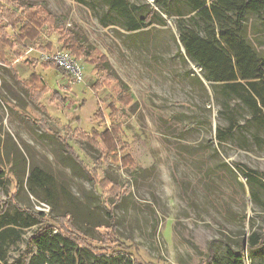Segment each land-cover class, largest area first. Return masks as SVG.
Segmentation results:
<instances>
[{
  "label": "rangeland",
  "instance_id": "obj_1",
  "mask_svg": "<svg viewBox=\"0 0 264 264\" xmlns=\"http://www.w3.org/2000/svg\"><path fill=\"white\" fill-rule=\"evenodd\" d=\"M26 1L61 18L65 29H81L95 49L94 57L106 58L109 67L102 71L80 57L84 75L77 82L25 63L40 64L43 53L37 48L48 42L53 52H61L55 36H43L36 47L26 42L5 48L8 59L13 53L21 56L12 68L21 81L37 73L50 88L46 93L35 87L27 90L0 62V166L8 174L24 178L29 170L41 168L52 175L56 213L72 211L78 229L87 231L85 222L93 229L87 231L93 239L86 240L88 244L109 251L121 250V244L140 264H200L212 240L221 247L226 237L236 239L253 226L264 229V193L259 203L253 201L241 172L249 168L264 174V149L219 146L214 140L217 126L225 122L210 85L196 80L201 70L183 60L171 19L166 27L153 25L132 34L95 0ZM255 23H249L248 39L264 55V31ZM18 30L8 32L13 36ZM118 81L134 101L125 115L111 119L107 106L121 90ZM95 82L109 84L93 90ZM113 120L117 132L111 129ZM34 122L52 130V136ZM56 134L68 140L83 166L94 172L96 185L64 155ZM87 135L96 136L95 144L85 141ZM15 192L13 182L0 185V201ZM15 201L24 209L43 208L30 195L26 180ZM50 211L47 206L46 213ZM108 211L115 214L116 234L107 229ZM62 227L68 229L66 223ZM17 250L12 248L11 259L19 255ZM245 261L250 263L247 256Z\"/></svg>",
  "mask_w": 264,
  "mask_h": 264
},
{
  "label": "trees",
  "instance_id": "obj_2",
  "mask_svg": "<svg viewBox=\"0 0 264 264\" xmlns=\"http://www.w3.org/2000/svg\"><path fill=\"white\" fill-rule=\"evenodd\" d=\"M95 1L107 7L119 24L132 34L153 25L166 27L171 19L178 32L179 46L184 49L183 60L201 70V78L196 75V80L202 85H210L225 122V125L217 126L214 140L219 146L232 143L243 150H251L252 147L264 149V55L248 39L251 20L256 21L254 26L264 31V0H149L145 4L131 3L129 0ZM3 3L10 5V9L5 10ZM63 24L61 18L37 10L35 4L26 0H0V62L9 67L16 82L26 86L27 90L35 87L46 93L50 88L37 73L21 81L12 69L21 56L13 53L8 59L5 48L13 49L26 42L36 47L35 42L43 36H55L62 51L67 50L77 61L83 57L90 66L102 71L108 69L106 58L94 57L95 49L87 44L84 32L79 28L65 29ZM18 27V32L10 36L8 29L14 31ZM37 49L50 54L54 45L48 42ZM25 63L68 75L52 61L38 64V60L32 63L27 60ZM108 84L95 82L91 89ZM117 84L121 90L115 99H109L111 101L107 106L111 119L125 115L126 106L134 101L128 87L120 81ZM54 94L60 96L59 93ZM118 104L122 105L121 110L117 108ZM113 121L111 129L117 132L119 127L116 120ZM33 124L52 136V130L41 128L35 122ZM54 136L62 144L64 155L80 166L88 180L96 185L94 172L83 166L68 140L64 142L60 135ZM95 140L96 136L89 135L85 139L89 144H95ZM247 170L242 168L241 172L250 185L253 201L259 203L260 194L264 193V174L249 168ZM28 174L20 178L8 174L0 166V185L13 182L16 188L15 193L0 201V264H140L121 244V250L112 251L88 244L86 240H93L87 233L93 230L89 223L85 222L87 231H81L76 227V215L72 211L56 213L59 202L55 195L54 177L41 168H33ZM25 180L30 195L40 202L39 207L45 205L51 208L49 214L43 210L24 209L16 203L17 193L24 187ZM125 187L131 189L127 185ZM115 196H119V193ZM262 210L264 212V204ZM107 214V229L116 234L115 214L112 211ZM65 223L68 229H63ZM28 232L30 234L26 236ZM221 242L220 247L212 240L208 257L200 264H246V256L249 264H264V229L253 226L249 233L243 231L236 239L226 237ZM21 245H25V248L21 249ZM14 247L19 255L11 259L10 252Z\"/></svg>",
  "mask_w": 264,
  "mask_h": 264
},
{
  "label": "built area",
  "instance_id": "obj_3",
  "mask_svg": "<svg viewBox=\"0 0 264 264\" xmlns=\"http://www.w3.org/2000/svg\"><path fill=\"white\" fill-rule=\"evenodd\" d=\"M42 62H54L57 64L64 72H66L73 80L79 82L83 75V66L80 64V61H77L72 57L70 52L67 50L61 52H51L50 54L43 53ZM40 210L47 211V206H43Z\"/></svg>",
  "mask_w": 264,
  "mask_h": 264
},
{
  "label": "water",
  "instance_id": "obj_4",
  "mask_svg": "<svg viewBox=\"0 0 264 264\" xmlns=\"http://www.w3.org/2000/svg\"><path fill=\"white\" fill-rule=\"evenodd\" d=\"M183 51H184V49H183Z\"/></svg>",
  "mask_w": 264,
  "mask_h": 264
}]
</instances>
